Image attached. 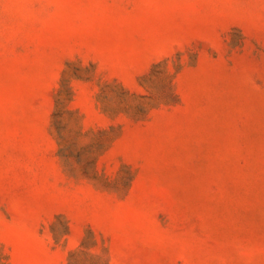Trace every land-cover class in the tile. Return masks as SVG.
Here are the masks:
<instances>
[{
    "label": "rangeland",
    "instance_id": "rangeland-1",
    "mask_svg": "<svg viewBox=\"0 0 264 264\" xmlns=\"http://www.w3.org/2000/svg\"><path fill=\"white\" fill-rule=\"evenodd\" d=\"M0 264H264V0H0Z\"/></svg>",
    "mask_w": 264,
    "mask_h": 264
}]
</instances>
